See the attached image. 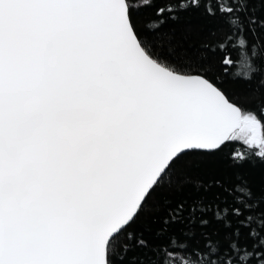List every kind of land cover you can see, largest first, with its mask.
<instances>
[{
	"label": "snow or ice",
	"instance_id": "obj_1",
	"mask_svg": "<svg viewBox=\"0 0 264 264\" xmlns=\"http://www.w3.org/2000/svg\"><path fill=\"white\" fill-rule=\"evenodd\" d=\"M0 264H264V0H0Z\"/></svg>",
	"mask_w": 264,
	"mask_h": 264
},
{
	"label": "trees",
	"instance_id": "obj_2",
	"mask_svg": "<svg viewBox=\"0 0 264 264\" xmlns=\"http://www.w3.org/2000/svg\"><path fill=\"white\" fill-rule=\"evenodd\" d=\"M149 12L151 10H148ZM213 26L212 25H208V28L205 30V34L208 30H210ZM232 87L238 91V92H250L252 87H255V85H251V87L245 83H236L234 85H232ZM214 167L216 169H218L221 173L223 174H227V175H231L232 170L228 168L227 166V161L226 159H220L218 161L215 162ZM241 171H243L246 175H248L250 178H254L257 182H259V178L261 176V168L258 165L255 168H252L250 166H245L244 169H242Z\"/></svg>",
	"mask_w": 264,
	"mask_h": 264
}]
</instances>
